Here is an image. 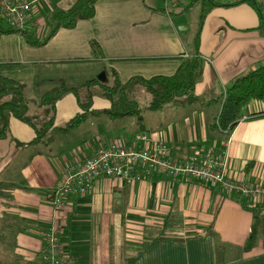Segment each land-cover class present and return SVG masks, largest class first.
<instances>
[{
	"label": "crops",
	"instance_id": "obj_1",
	"mask_svg": "<svg viewBox=\"0 0 264 264\" xmlns=\"http://www.w3.org/2000/svg\"><path fill=\"white\" fill-rule=\"evenodd\" d=\"M76 2L39 1L32 9L34 24L24 29L34 27L40 39L45 37L44 18ZM252 8L247 0H186L170 8L162 0H98L92 19L59 29L44 45H30L21 34L4 33L7 28L0 27V77L25 85L30 98L29 82H89L109 70L121 83L134 76H171L197 54L203 68L193 94L209 102L237 77L264 64V24ZM218 110V105L170 108L149 127L137 123L130 134H145L150 147L165 144L176 161L210 150L224 153L226 178L264 186V100L248 103L228 135L210 127ZM101 116L27 148L16 143L33 141V129L10 119L8 136L0 140V253L11 240L9 255L44 264V234L54 229L61 264H264L260 231L245 250L255 234L250 232L255 230L254 204L201 179L155 175L128 184L101 178L90 193L55 209L50 199L64 168L121 139L103 133L104 128L78 138L81 127ZM123 238L128 242L125 255L117 253Z\"/></svg>",
	"mask_w": 264,
	"mask_h": 264
},
{
	"label": "trees",
	"instance_id": "obj_2",
	"mask_svg": "<svg viewBox=\"0 0 264 264\" xmlns=\"http://www.w3.org/2000/svg\"><path fill=\"white\" fill-rule=\"evenodd\" d=\"M97 2L98 0H77L70 9L66 11L57 10L49 14L44 18V25L49 31L41 39L34 27L32 28L33 31L28 32V29L17 30L7 26L4 33L21 34L25 42L33 46L44 45L59 29H73L79 22L92 19L95 16ZM247 2L249 1L247 0ZM253 7H256V5ZM259 14L263 25L264 16L260 10ZM94 47L96 52H99L95 44ZM202 63L197 54H194V56L182 61L171 76H154L151 78L134 76L125 83H121L117 74L113 71L115 81L112 86L106 84V80L105 83L100 82L98 79L86 82L85 87L99 85L105 89L107 97L111 98V108L104 112L95 111L92 109L91 95L87 97V101H82L78 98L77 90L72 89L71 91L77 97L78 105L84 113L73 118L62 131L78 127L90 116L106 114L110 120L136 116L139 114L136 92L145 90L151 96V102L148 106L149 111L161 110L166 104L178 101H181L182 104H197L206 108L218 105L219 110L210 127L221 134H225L226 131L229 133L238 124L242 109L248 103L264 100V64L245 75L237 77L217 99L203 102L193 94L194 87L201 78ZM127 88L129 89L127 90L128 94H126ZM65 92L66 90L58 88L47 92L42 96L40 102L41 108H45L44 116L42 118L28 116V105L31 99L27 87L12 79L0 77V140L8 136L10 117H13L29 125L35 133V138L30 143H16L18 148L35 147L38 144L45 143L53 126L56 103L63 97ZM131 93L132 96H130ZM262 209L264 207H253L255 221L253 227L256 231L248 240L245 246L246 251L250 249L253 241L256 240L258 231L264 237Z\"/></svg>",
	"mask_w": 264,
	"mask_h": 264
},
{
	"label": "built area",
	"instance_id": "obj_3",
	"mask_svg": "<svg viewBox=\"0 0 264 264\" xmlns=\"http://www.w3.org/2000/svg\"><path fill=\"white\" fill-rule=\"evenodd\" d=\"M39 1L41 0H0V18L13 29L21 30L31 26L34 24L33 5ZM184 1L186 0H162L165 8L177 6ZM228 134L226 131L225 135ZM171 153L163 143L156 142L150 147L145 134H137L130 140L114 139L93 150L91 155L68 164L50 203L55 209L62 210L70 198L90 193L96 181L101 178L134 184L155 175H163L170 178L201 179L229 195L247 197L254 207L264 206V186L226 178L224 153L221 156L215 155L210 150L185 161L174 160ZM42 257L44 264H61V248L54 229H49L44 234Z\"/></svg>",
	"mask_w": 264,
	"mask_h": 264
},
{
	"label": "rangeland",
	"instance_id": "obj_4",
	"mask_svg": "<svg viewBox=\"0 0 264 264\" xmlns=\"http://www.w3.org/2000/svg\"><path fill=\"white\" fill-rule=\"evenodd\" d=\"M249 3L253 6L256 5L255 8L254 7L252 8L256 12V14L259 13L260 10L261 13L264 15V0H249ZM207 6L208 5H206V7ZM7 26L8 25L6 21L1 19L0 27L2 29H6ZM109 72L111 73L107 74L106 84L112 86L114 84L115 77L113 76L111 70H109ZM25 74H30V73L26 72ZM69 77L72 78V75H69ZM45 82L48 83L42 82L41 84H37L35 86L32 85L33 82H29L30 84L29 92H30L31 102L28 105L29 108L28 116H38L39 118H42L45 113L44 111L45 108L43 107L41 108L40 106L42 96L47 92L51 91L52 89L58 88V89L66 90L63 97H61L56 103L53 126L50 129L47 139L45 140V142L47 141V143H49L51 139H54V137H56L55 134L60 129H64L73 118L84 113L82 108L79 107L77 102V97L72 93L71 91L72 89L77 90L78 98L82 101H87V97L91 95L93 101L92 104L93 110H96L98 112H104L111 108V98L107 97L105 89L99 85H92V86L88 85V87H85L87 81H80V80L78 81L73 79H67L64 81L47 80ZM103 83H105V81ZM127 90L129 89L128 88L126 89V94H128ZM130 96H132V93L130 94ZM135 96L139 110L138 115L133 116L132 118L110 120V118L106 114H102V116L99 119H92L93 120L92 124L87 122L86 125L81 127L79 131H77L79 134L78 138L79 137L86 138L87 135L90 134V132L96 134L100 133L102 131V128H104V131L102 132L105 134L115 135V136L120 135L118 137H121V139L131 138L132 136H134V134H130V133L135 128L137 123H143L145 127H149L150 121L152 123H154V121L156 122L158 117L162 114L161 112H164V110L170 108H173L174 110L177 109L181 110V107L187 106V104H182L181 101H178L175 103L166 104L161 110L149 111L148 106L149 103L151 102V96L145 90H139L138 92H136ZM193 105H197V104H193ZM10 119H13V117H10ZM26 127L31 128L27 124ZM252 229L253 228L250 229L251 234H252ZM130 233L134 236L139 234L138 232H134L133 230ZM180 233H184L183 230ZM164 235L165 236L169 235V230H166ZM8 237L10 238L11 236L9 235ZM259 238L260 236H258V239ZM122 240H120V242L117 244V253L121 254V252L123 251V254L125 255V253L128 250L127 247L128 242L126 239H124V242L122 243ZM10 242L12 241L10 240L6 242V245L3 248L4 249L3 252L0 253V264H33V262L31 261L29 263H24L20 258H15L13 255H9L8 250L13 251V247L10 245ZM139 243H140L139 247L142 249L143 238L139 240ZM137 255L138 254H136L134 257H136ZM41 260H43V257L41 258Z\"/></svg>",
	"mask_w": 264,
	"mask_h": 264
},
{
	"label": "water",
	"instance_id": "obj_5",
	"mask_svg": "<svg viewBox=\"0 0 264 264\" xmlns=\"http://www.w3.org/2000/svg\"><path fill=\"white\" fill-rule=\"evenodd\" d=\"M97 79H98L100 82H104V81L106 80V76L103 75L102 77H98ZM254 233H255V230L252 229V234H254Z\"/></svg>",
	"mask_w": 264,
	"mask_h": 264
}]
</instances>
